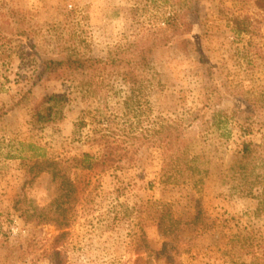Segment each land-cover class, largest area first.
<instances>
[{
    "label": "rangeland",
    "instance_id": "rangeland-1",
    "mask_svg": "<svg viewBox=\"0 0 264 264\" xmlns=\"http://www.w3.org/2000/svg\"><path fill=\"white\" fill-rule=\"evenodd\" d=\"M175 3L0 0V264H51L56 248L65 264H264V204L241 196L229 175L245 143L264 162V0H199L186 18L193 31L153 56L156 77L131 118L119 76L84 89L36 79L47 59L106 58L143 45ZM30 90L39 100L66 94L65 118L39 126L32 106L12 109ZM167 127L184 130L206 177L165 183L162 150L143 148L128 169L76 172L68 224L46 218L61 192L48 172L36 176V161L99 157L115 140ZM164 214L178 221L169 235L158 226Z\"/></svg>",
    "mask_w": 264,
    "mask_h": 264
},
{
    "label": "trees",
    "instance_id": "trees-1",
    "mask_svg": "<svg viewBox=\"0 0 264 264\" xmlns=\"http://www.w3.org/2000/svg\"><path fill=\"white\" fill-rule=\"evenodd\" d=\"M176 13L167 19L165 27L156 31L153 38L143 45L130 49L127 52L106 58L81 56L74 52L58 59H47L41 64V71L36 77L42 81H69L80 88H89L96 83L101 75L119 76L129 86L130 97L124 102L126 116L131 118L142 108L141 94L152 86L156 75L152 58L156 52L166 47L172 38L181 37L193 31V23L186 18L194 14L199 0H175ZM236 30L246 32L239 17L234 18ZM97 85V84H96ZM95 85V86H96ZM68 97L66 94H48L37 99L30 90L23 94L14 104V108L32 106L33 122L39 126H48L65 118ZM130 141L115 140L107 145L101 156L89 153L68 161L45 160L36 161L34 168H38L36 176L48 172L52 182L58 187L61 195L51 207V212L44 218L54 222L58 228L63 229L69 222L67 205L76 204L78 199V183L73 175L78 171L93 175L106 173L109 170H125L137 161L136 156L140 149L159 148L163 154L162 181L168 184H182L190 182L197 177H206L209 170H204L198 164V155L190 152L185 132L182 128L167 127L154 133H133ZM255 144L245 143L241 157L237 159L229 170L232 180L238 184L237 189L241 196L256 198L264 204V162L259 160ZM35 176V178H36ZM258 192V194H256ZM202 211L196 219L202 217ZM197 221V220H195ZM178 221L171 215H160L159 229L163 235L172 234L176 230ZM64 237L61 234L56 244ZM147 250L150 249L146 238L141 239ZM167 253V244L159 255ZM25 254V253H24ZM22 255V259H23ZM51 264H65L62 253L57 248L50 253ZM32 264H35V262Z\"/></svg>",
    "mask_w": 264,
    "mask_h": 264
}]
</instances>
